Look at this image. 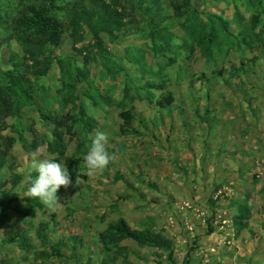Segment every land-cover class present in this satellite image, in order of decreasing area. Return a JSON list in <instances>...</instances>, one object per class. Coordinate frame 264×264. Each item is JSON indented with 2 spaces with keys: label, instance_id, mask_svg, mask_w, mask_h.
I'll list each match as a JSON object with an SVG mask.
<instances>
[{
  "label": "rangeland",
  "instance_id": "rangeland-1",
  "mask_svg": "<svg viewBox=\"0 0 264 264\" xmlns=\"http://www.w3.org/2000/svg\"><path fill=\"white\" fill-rule=\"evenodd\" d=\"M54 117L62 155L48 150ZM97 131L111 160L90 174ZM0 152L21 177L13 189L0 170V242L18 238L0 264H169L131 240L106 252L118 221L168 239L175 264H264V0H0ZM33 152L73 177L55 206L26 204Z\"/></svg>",
  "mask_w": 264,
  "mask_h": 264
},
{
  "label": "trees",
  "instance_id": "trees-1",
  "mask_svg": "<svg viewBox=\"0 0 264 264\" xmlns=\"http://www.w3.org/2000/svg\"><path fill=\"white\" fill-rule=\"evenodd\" d=\"M32 26L37 30L40 36H42L43 43L50 45L51 47H57L59 44L60 39V31L56 24L50 21L46 16L45 12L37 11L33 12V22ZM215 35L213 29L210 28L207 36L205 37L204 46L205 51L210 52V49L214 46ZM219 81L228 84V80L224 78L222 75L219 76ZM240 79L237 77V80ZM239 81V80H238ZM172 99L170 97H166L161 99L158 104L159 110H168L170 111ZM125 126H130L132 122L135 120L133 116L129 113H122L120 115ZM50 123L53 126V130L51 132V136L53 138L52 142L48 144V150L50 152H57L58 154L62 155V133L60 129L65 125L64 120L61 118H50ZM32 151H35V147L33 145L30 146ZM7 165L6 154L5 152H0V170ZM7 170L10 171V184L14 187L18 185L20 181V176L14 172V167L12 165L6 166ZM35 173L33 174V177ZM70 180L73 181V177L70 174ZM26 204L29 206H36L39 207V203L37 202V198L29 197L26 201ZM4 208L6 210L9 208V203H3ZM1 207V206H0ZM18 239L16 235L10 236L8 239L1 240L0 244H12L14 241ZM100 243L101 246L104 247L106 252L111 251V249L117 247V245L124 241V240H131L135 242L139 247H149V248H156L161 249L166 252L167 260L169 264H175L174 261V249L172 243L164 238L160 234L152 233L150 231H133L131 230L125 222L118 221L116 224L111 225L108 227L107 231L100 235ZM19 247H25V243L18 240ZM75 249V248H74ZM53 253L56 256H60V246L55 245L53 248ZM75 251V250H74ZM73 251V252H74ZM189 259V254L185 256V261L187 262Z\"/></svg>",
  "mask_w": 264,
  "mask_h": 264
},
{
  "label": "clouds",
  "instance_id": "clouds-1",
  "mask_svg": "<svg viewBox=\"0 0 264 264\" xmlns=\"http://www.w3.org/2000/svg\"><path fill=\"white\" fill-rule=\"evenodd\" d=\"M90 147L84 157L90 174L102 171L110 162L111 156L106 148L110 141L109 134L97 131L89 136ZM34 172L28 189L32 197L40 199L47 206H55L58 202L57 191L60 186H68L70 173L65 163L53 159H42L33 152L30 161V173Z\"/></svg>",
  "mask_w": 264,
  "mask_h": 264
}]
</instances>
